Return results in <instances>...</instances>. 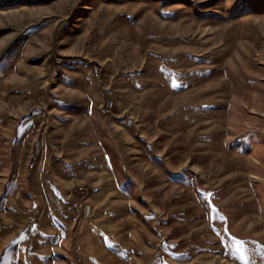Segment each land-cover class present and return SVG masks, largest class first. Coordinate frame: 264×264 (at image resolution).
<instances>
[{
  "label": "rangeland",
  "instance_id": "obj_1",
  "mask_svg": "<svg viewBox=\"0 0 264 264\" xmlns=\"http://www.w3.org/2000/svg\"><path fill=\"white\" fill-rule=\"evenodd\" d=\"M0 2V264H264V0Z\"/></svg>",
  "mask_w": 264,
  "mask_h": 264
},
{
  "label": "built area",
  "instance_id": "obj_2",
  "mask_svg": "<svg viewBox=\"0 0 264 264\" xmlns=\"http://www.w3.org/2000/svg\"><path fill=\"white\" fill-rule=\"evenodd\" d=\"M55 62L61 64L62 62H64V58L62 57H55ZM93 74L96 75V77H100L101 75V71H102V68H100V65H93ZM114 106V102L112 100H109L106 102L105 104V108L106 110H111Z\"/></svg>",
  "mask_w": 264,
  "mask_h": 264
},
{
  "label": "crops",
  "instance_id": "obj_3",
  "mask_svg": "<svg viewBox=\"0 0 264 264\" xmlns=\"http://www.w3.org/2000/svg\"><path fill=\"white\" fill-rule=\"evenodd\" d=\"M50 48L52 49V47H50ZM74 48L75 47H73V49L70 48V49H66V51H62V52H64V54L67 55V58H68L67 61H71V63H73L75 61L74 60L75 57H72V56L80 55L79 50H75Z\"/></svg>",
  "mask_w": 264,
  "mask_h": 264
},
{
  "label": "trees",
  "instance_id": "obj_4",
  "mask_svg": "<svg viewBox=\"0 0 264 264\" xmlns=\"http://www.w3.org/2000/svg\"><path fill=\"white\" fill-rule=\"evenodd\" d=\"M1 5H4V4H3L2 2H0V6H1Z\"/></svg>",
  "mask_w": 264,
  "mask_h": 264
}]
</instances>
